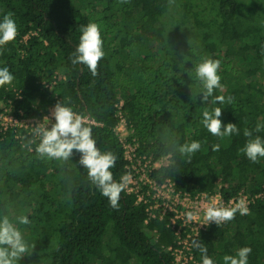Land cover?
Masks as SVG:
<instances>
[{"label": "trees", "instance_id": "trees-1", "mask_svg": "<svg viewBox=\"0 0 264 264\" xmlns=\"http://www.w3.org/2000/svg\"><path fill=\"white\" fill-rule=\"evenodd\" d=\"M75 1L0 0V18L11 14L18 27L15 40L0 47V65L15 77L0 86V112L11 107L41 117L65 103L91 115L97 147L117 156L111 171L119 180L125 162L114 128L115 105L122 101L138 153L161 161L155 178H170L191 193H213L220 186L224 198L240 191L253 197L247 215L210 224L195 240L217 264L243 246L252 249L248 264H264V194L256 197L264 191V157L252 162L240 151L248 139L245 128L264 137V128L255 131L264 124V2ZM89 21L101 25L105 51L95 76L69 59ZM205 57L221 62L223 88L213 96H224L223 104L200 101L195 67ZM215 106L222 108V126L237 124L239 135L216 137L201 125V112ZM169 137L181 144L199 140L201 149L190 159L167 156ZM29 139L0 134V212L31 220L22 226L29 247L17 264H173L166 248L176 238L166 221L145 225L144 207L124 190L113 209L79 164V152L49 159L29 152ZM213 144L220 145L218 151ZM192 248L201 264L199 250Z\"/></svg>", "mask_w": 264, "mask_h": 264}, {"label": "clouds", "instance_id": "clouds-1", "mask_svg": "<svg viewBox=\"0 0 264 264\" xmlns=\"http://www.w3.org/2000/svg\"><path fill=\"white\" fill-rule=\"evenodd\" d=\"M18 27L11 14H5L0 18V47L15 40ZM101 25L95 21H89L80 28L78 43L69 56L73 65L81 64L87 67L93 76L97 74L98 62L105 56L104 42ZM220 60L205 57L195 67V77L199 81L202 92L200 101L202 104L225 102L221 95L213 96L214 90L223 88L221 76L218 74ZM15 79L8 65H0V86L9 85ZM212 98V99H210ZM229 101L231 97L227 98ZM222 108L215 106L206 108L201 112V125L213 136L229 137L239 135L240 129L237 124L226 123L222 126L220 119ZM49 118L45 117V120ZM51 127L41 124L34 128L33 135L38 136L35 143V151L49 159L67 160L75 150L80 153L79 164L87 170V176L91 183L99 190L103 197L107 198L108 204L113 209L119 208L121 193L128 187L131 174L125 173L119 180L113 179L111 169L115 166L117 156L110 150L101 151L97 147V139L93 136L89 121L91 115H83L75 111L70 105L57 103L53 107ZM264 124L257 123L255 131L259 132ZM243 135L247 137L240 151L252 162H257L264 157V137L253 135V131L245 128ZM167 156L179 154L191 158L201 149L199 140L179 143L174 137L166 140ZM33 141H29L24 147L32 150ZM219 144H213L212 150L218 151ZM167 158V157H166ZM247 215L249 209L243 202H237L234 206L217 204L214 200L209 201L204 207V219L219 225L221 222L230 221L235 214ZM199 215L198 211L187 210L184 213L186 220L192 221ZM31 224V220L25 214L10 216L0 212V264H17V261L28 250L29 242L25 238L22 226ZM192 247L199 250L201 264H217V261L208 254L207 247L200 241L193 239ZM252 249L249 246L238 248L234 254H224L220 258V264H248L249 254Z\"/></svg>", "mask_w": 264, "mask_h": 264}, {"label": "built area", "instance_id": "built-area-1", "mask_svg": "<svg viewBox=\"0 0 264 264\" xmlns=\"http://www.w3.org/2000/svg\"><path fill=\"white\" fill-rule=\"evenodd\" d=\"M15 98L20 99V94L15 93ZM53 107L48 108L41 117H28L19 108L14 113L11 107H3L0 112V134L13 132L14 138L20 142L24 136H29V141H33L34 144L29 152L35 151V143L38 142L39 137L33 135V130L41 124L51 127V123L54 122ZM121 107L122 101L115 105L118 123L114 128V134L123 149L125 173L131 174V180L124 192L133 195L135 203L144 207L147 214L145 225L153 219L166 221V227L176 238L175 244L166 248L173 259V264H199L194 257L191 241L213 224L204 219L206 204L214 200L217 204L231 207L242 201L244 206L250 209L254 202L253 197L249 193L240 191L232 197L224 198L219 192L220 186L213 193H191L177 189L175 182L170 178H155L154 172L160 167L161 161H152L138 153V143L130 137L131 130L123 117ZM45 117L49 119L45 120ZM263 194L264 191L256 197H262ZM193 209L197 210L199 215L195 220H186L185 211Z\"/></svg>", "mask_w": 264, "mask_h": 264}, {"label": "rangeland", "instance_id": "rangeland-1", "mask_svg": "<svg viewBox=\"0 0 264 264\" xmlns=\"http://www.w3.org/2000/svg\"><path fill=\"white\" fill-rule=\"evenodd\" d=\"M76 1H77V2H80V1H82V0H76ZM76 1H75V2H76ZM257 1H258V0H257ZM259 2H264V0H259ZM84 4H85V3H84ZM84 4H83V5H84ZM129 65H132V64L129 63ZM26 234H27V236L30 235V234H28V233H26Z\"/></svg>", "mask_w": 264, "mask_h": 264}, {"label": "bare ground", "instance_id": "bare-ground-1", "mask_svg": "<svg viewBox=\"0 0 264 264\" xmlns=\"http://www.w3.org/2000/svg\"><path fill=\"white\" fill-rule=\"evenodd\" d=\"M131 136V135H130Z\"/></svg>", "mask_w": 264, "mask_h": 264}]
</instances>
